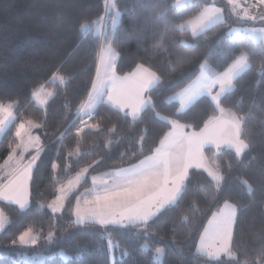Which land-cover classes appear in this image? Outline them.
<instances>
[{
  "label": "trees",
  "instance_id": "trees-1",
  "mask_svg": "<svg viewBox=\"0 0 264 264\" xmlns=\"http://www.w3.org/2000/svg\"><path fill=\"white\" fill-rule=\"evenodd\" d=\"M157 2L158 0H145L137 5L135 0H116L118 8L122 10V16L113 46L122 57L117 67L118 74L130 72L137 63H144L162 76L163 84L149 95L153 96L157 111L171 115L173 109L163 104L162 100L196 75L199 63L208 58L210 49L217 53L224 50L223 46L218 45L225 38L226 25L217 24L197 40H193L190 34L185 35V39L198 45L194 50L178 48L173 41L167 40L169 52H180L189 57L188 62L178 64L173 71L167 63L168 53L152 56L153 36L159 38L162 27L153 31L152 21L149 19L151 7ZM221 6L227 9L228 5L222 2ZM104 11V0H0V101H18L14 109L17 119L0 139V163L8 156L9 143H16L14 131L16 124L21 120L32 119L44 124V127L37 131L40 142L45 146L38 167L34 170L29 209L20 213L15 205L0 201V208L11 220V223L0 231V264H25L16 259L15 251L18 247L11 245L12 239L29 226H33L37 231L43 229L46 234L53 221L56 223L57 239L51 244L42 239L36 245L48 255L41 264H110L107 241L99 237V226L71 224L69 209L75 197L90 186L92 175L113 167H126L129 163H136L138 158L149 153L151 147H155L163 133L168 130V127L155 119L150 111L146 112L135 126L130 127L129 121L115 108L102 104L95 116L97 120L102 121L105 129L113 124L117 125L116 135L122 136L119 144L112 145L109 154L103 147L106 134L86 131L83 135V146L87 148L88 145L99 143L100 147L95 148L90 155L80 158L79 163L65 160L63 157L67 151L75 146L73 125L68 130L69 135L63 140V144L68 147L63 148L60 157H57V147L61 141L56 138L64 130L66 123L73 119L76 106L87 94L95 69L96 49L92 46L91 36L82 37L78 26L85 19L92 20L103 15ZM194 11L195 8L190 5L170 9L168 19L179 23ZM253 23L264 26L261 21ZM174 35L180 38L179 32ZM241 38L246 42L247 50L252 53L253 68L237 78L235 90L226 95L222 105L238 115L247 113L251 107L248 121L251 131L245 136L250 148L239 159L233 150L224 149L222 155H216L213 148H206V156L217 160L226 178L223 190L218 196L219 203L209 204L211 195L205 197L201 191L202 186L210 188L207 173L195 168L190 169V178L186 181L187 191L183 198L178 205L150 223L147 237L139 226H109L107 231L112 234L114 242L119 244L116 248L119 257L113 264H217L216 261H208L196 254L195 244L208 217L225 199L240 205L233 241V248L238 251V260L242 262L246 256L257 258V252L264 243V240L254 236L264 228V74H258L256 68L264 66V50H261L258 41L254 42L249 36L241 34ZM239 51L237 49V54ZM171 59H175V55ZM209 62L216 67L217 57H212ZM60 65H63V73L74 74L75 77L66 86L49 79ZM42 84L47 89L55 90L56 95L50 97L45 105L39 106L32 99L31 91ZM65 103H69L71 107L65 109ZM217 113L213 111L207 99H201L185 115L174 118L199 129L204 120ZM78 123L77 120L76 124ZM145 127L148 134L141 154L133 138H138L140 129ZM121 151L126 154L121 156ZM133 152L136 153V158L130 159ZM53 159L61 166L56 182L52 179ZM97 159H100V163L94 166L87 173V178L78 185V190L72 194L63 214L53 215L47 207L38 208L40 202L47 204L52 199L58 183L66 181L81 167ZM65 163L70 165V171L67 173L62 171ZM241 179L249 181L253 186L254 191L251 194L241 183ZM193 200L198 204V212L192 208ZM182 213L189 215L188 223L180 222ZM132 233L137 235L130 238ZM61 234H64L63 239L60 238ZM144 241L150 245L148 249L141 248L140 245ZM157 246L164 249L160 262L155 261L152 256L153 249ZM60 248L65 249L70 259L65 260L59 255H53ZM125 251L127 255H124Z\"/></svg>",
  "mask_w": 264,
  "mask_h": 264
},
{
  "label": "snow or ice",
  "instance_id": "snow-or-ice-1",
  "mask_svg": "<svg viewBox=\"0 0 264 264\" xmlns=\"http://www.w3.org/2000/svg\"><path fill=\"white\" fill-rule=\"evenodd\" d=\"M144 2L145 0H135L137 5ZM226 3L232 14L241 22H264V0H256L255 4H247V6H241L239 0H226ZM185 5L195 8L192 15L179 23L168 19L170 9H180ZM104 9L103 15L92 20L85 19L78 26L82 37L91 36L92 46L96 49L95 74L91 78L86 96L80 100L74 110L73 119L66 123L64 130L56 138L61 141L57 147V157H60L63 148L68 147L63 144V140L69 135L68 130L73 125H75V146L67 151L63 157L65 160L79 163L80 158L90 155L95 148L100 147L99 143L88 145L87 148L83 146V135L86 131L105 133L103 147L109 154L112 145L119 144L122 136L116 135L117 125L113 124L105 129L102 121L97 120L95 116L98 107L102 104H109L115 108L124 119L129 121L130 127L142 120L148 111L168 127L155 147H151L149 153L138 158L136 163H129L126 167H113L91 176V188L77 196L75 204L69 209L72 216L71 224L99 226L101 231L98 235L107 241L111 253L113 249L119 247V244L114 242L112 234L107 231L109 226L120 228L139 226L147 237L150 223L165 211L178 205L183 198L187 191L186 181L190 178V169L195 168L207 173L210 188L202 186L201 191L205 197L211 195L209 204L219 203L218 196L223 190L226 178L222 166L214 157L206 156L205 150L214 147L216 155H222L224 149L234 150L235 156L239 159L250 148L245 136L251 131L248 126L251 107L247 113L238 115L231 109L224 108L222 100L235 90L237 78L253 68L252 53L247 50V44L241 38V34H249L254 42H259L261 50H264V27H239L226 24L225 11L216 6L215 0L212 2L171 0V3L169 0H158L151 7L149 17L153 31L162 26L159 38L153 36L152 56L168 53L167 63L173 71L178 64L188 62L189 57L180 52H169L167 40L173 41L178 48L194 50L198 45L185 39V35L190 34L193 40H197L217 24L226 25L225 38L218 45L223 46L224 50L217 53L210 49L208 58L199 63L196 75L182 87L164 97L162 103L173 109L171 115H165L157 111L155 100L149 95L164 82L157 71L144 63H137L132 72L123 76L117 74L118 63L122 57L113 45L120 27L122 10L118 8L116 0H104ZM177 32L180 33V38L174 35ZM237 49L240 50L238 54ZM173 55L175 59H171ZM214 56L217 57L216 67L209 62ZM62 68L63 65L58 66L49 79L66 86L75 77L74 74L63 73ZM256 72L264 74V66L256 68ZM55 95V90L47 89L43 84L32 91V96L40 105H45L48 99ZM201 99H207L213 111L218 112L219 115L209 116L198 130L194 125L181 123L179 119L174 118L185 115ZM17 104L18 101L9 100L7 103L0 101V139L17 119L14 112ZM64 107L69 109L71 106L65 103ZM77 120L78 124H76ZM42 127H44L42 122L38 123L32 119L21 120L16 124L14 132L16 143H9L8 156L3 163H0V201L15 205L20 213L30 207V187L34 179V170L38 167L41 154L45 151L40 137L34 136L32 130ZM147 134L148 129L145 127L140 129L138 138H133L141 154L144 151ZM30 149L33 153L25 158V153ZM125 154V151L120 152L121 156ZM133 158H136L135 152L130 157ZM100 159L81 167L66 182L58 183L54 199L47 204L40 202L38 208L47 207L53 215L63 214L72 194L78 190V185L87 178V173L100 163ZM51 169L52 179L56 182L61 169L56 159L52 160ZM62 171L69 172L70 165L65 163ZM241 183L245 185L249 194L254 191L249 181L241 179ZM192 208L199 211L195 200L192 201ZM210 210L209 208L208 211ZM239 211V204L225 199L219 209L213 211L208 218L199 242L195 246L196 254L205 257L208 261H216L217 264H231V262L264 264V243L261 244L256 259L246 256L242 262L238 260V251L234 250L233 241L234 226L238 221ZM189 220L187 213L181 214L180 222L188 223ZM10 223V218L0 208V231ZM55 229L54 221L46 234L43 229L37 231L33 226H29L12 239L11 245L36 246L42 239L51 244L57 239ZM172 231H175V226ZM136 235L132 233L130 238ZM254 236L264 240V228ZM60 238L63 239L64 234H61ZM140 246L143 249L150 247L147 242ZM154 253L153 259L159 260L164 249L156 247ZM53 255H59L65 260L70 259L63 248L58 249ZM124 255H127L126 251ZM31 259L38 262L44 257L37 254Z\"/></svg>",
  "mask_w": 264,
  "mask_h": 264
},
{
  "label": "rangeland",
  "instance_id": "rangeland-1",
  "mask_svg": "<svg viewBox=\"0 0 264 264\" xmlns=\"http://www.w3.org/2000/svg\"><path fill=\"white\" fill-rule=\"evenodd\" d=\"M209 2H212V0H209ZM215 2H216V6L217 7H221V8H223L224 9V11H225V16H226V20H228V24H233L234 26H239V27H257V28H259V27H264V26H262V25H255L254 23H253V21H247V22H241L240 20H239V18L237 17V16H235V15H233L232 14V12H231V9H230V7L229 6H227V9H225L223 6H221V3L222 2H224V3H226V0H215ZM239 3L241 4V6H247V4H252L251 2H250V0H239ZM227 4V3H226ZM233 21V23H231ZM251 22V23H250ZM242 34H245V35H247V36H249L250 38H251V36L249 35V34H247V33H242ZM128 73V72H127ZM94 74H95V69H94ZM118 74V73H117ZM124 74H126V73H124ZM118 75H120V76H122L123 74H118ZM33 91V90H32ZM32 91H31V97H32V99L39 105V106H43V105H40L39 104V102L32 96ZM219 115V113H217V116ZM198 130V129H197ZM15 132V131H14ZM32 134L34 135V136H40L39 135V133H38V131H37V129L36 130H32ZM213 149H214V151L216 152V150H215V148L213 147ZM29 151H31V149L29 150ZM28 151V152H29ZM234 151V150H233ZM27 152V153H28ZM27 153H25V158H26V155H27ZM206 155V154H205ZM7 158V157H6ZM28 158V157H27ZM98 174H100V173H98ZM98 174H95V175H98ZM73 175H75V174H73ZM73 175H71V176H73ZM70 176V177H71ZM93 176V175H92ZM69 177V178H70ZM68 178V179H69ZM67 179V180H68ZM66 180V181H67ZM66 181H64V182H66ZM90 181H91V177H90ZM91 186H92V181L90 182V186L88 187V188H86V189H89V188H91ZM85 189V190H86ZM85 190H83L80 194H78L77 196H80L82 193H84L85 192ZM55 195H56V191H55V194H54V196L52 197V199L51 200H53L54 199V197H55ZM76 196V197H77ZM76 197H75V199H74V201H73V204H72V206L75 204V202H76ZM50 200V201H51ZM223 204V203H222ZM221 204V205H222ZM219 209V208H218ZM217 209V210H218ZM217 210H215V211H217ZM210 216H211V214H210ZM209 216V217H210ZM208 217V218H209ZM208 220V219H207ZM207 224V221H206V223H205V225ZM205 225H204V227H205ZM204 227H203V229L201 230V232H203V230H204ZM201 232H200V234H201ZM200 234H199V238H200ZM199 238H198V240L196 241V244L199 242ZM142 243H145V241L144 242H142ZM196 244H195V246H196ZM108 246V245H107ZM17 247H18V249L15 251V255H16V259L17 260H20V261H23L25 264H41L42 263V261H43V259L42 260H40V261H33L31 258L33 257V256H36L37 254H39V255H41V256H43L44 258L45 257H47L48 255L47 254H45L44 252H43V250L42 249H39L37 246H30V247H21V246H18L17 245ZM157 247H161L162 248V246H157ZM20 248H22V249H20ZM31 248V249H30ZM156 248V247H155ZM155 255V253H154V249H153V252H152V256H154ZM108 257H109V262H110V264H113L114 263V260L117 258V257H119V254L116 252V249H113L112 250V252L110 253L109 252V249H108ZM62 258V257H61ZM161 258H162V255L160 256V259L159 260H155V261H157V262H160L161 261ZM64 259V258H63Z\"/></svg>",
  "mask_w": 264,
  "mask_h": 264
},
{
  "label": "crops",
  "instance_id": "crops-1",
  "mask_svg": "<svg viewBox=\"0 0 264 264\" xmlns=\"http://www.w3.org/2000/svg\"><path fill=\"white\" fill-rule=\"evenodd\" d=\"M130 72H132V71H130ZM130 72H128V73H130ZM123 75H125V74H123ZM123 75H122V76H123ZM93 76H94V75H93ZM90 85H91V84H90ZM32 153H33V150L29 151V152L27 153V155H26V158L29 157Z\"/></svg>",
  "mask_w": 264,
  "mask_h": 264
},
{
  "label": "built area",
  "instance_id": "built-area-1",
  "mask_svg": "<svg viewBox=\"0 0 264 264\" xmlns=\"http://www.w3.org/2000/svg\"><path fill=\"white\" fill-rule=\"evenodd\" d=\"M252 4H255L256 3V0H250Z\"/></svg>",
  "mask_w": 264,
  "mask_h": 264
}]
</instances>
